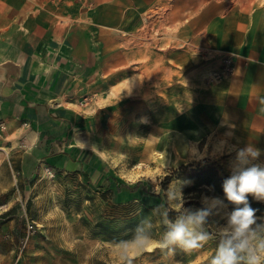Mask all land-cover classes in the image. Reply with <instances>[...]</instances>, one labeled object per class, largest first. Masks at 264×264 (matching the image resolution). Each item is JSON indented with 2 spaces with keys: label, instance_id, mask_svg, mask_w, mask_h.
Wrapping results in <instances>:
<instances>
[{
  "label": "crops",
  "instance_id": "obj_1",
  "mask_svg": "<svg viewBox=\"0 0 264 264\" xmlns=\"http://www.w3.org/2000/svg\"><path fill=\"white\" fill-rule=\"evenodd\" d=\"M154 28L157 79L162 46L168 44L169 60L199 84L186 96L201 102L200 109L187 106V128L196 114L203 145H216L226 162L235 156L233 146L248 144L261 149L264 162V1L259 0H0V160L2 147L19 146L25 163L77 171L102 188L132 185L116 182L103 156L113 109L109 95L96 93L101 66L112 63L99 56L119 40L130 49L137 37L140 57V41ZM225 57H231L232 71L205 78L221 69ZM116 192L133 193L126 187Z\"/></svg>",
  "mask_w": 264,
  "mask_h": 264
},
{
  "label": "rangeland",
  "instance_id": "obj_2",
  "mask_svg": "<svg viewBox=\"0 0 264 264\" xmlns=\"http://www.w3.org/2000/svg\"><path fill=\"white\" fill-rule=\"evenodd\" d=\"M158 36L156 28L145 34L140 41L145 51L140 57L137 37L130 49L119 40L113 49L102 51L99 57L112 65L101 66L102 84L96 93L112 100L103 156L118 175L115 177L131 184L141 180L146 192L138 189L122 197L116 188L99 189L77 171L25 163L19 146L2 147L0 264H119L110 242L129 237L147 217L153 220V233L158 237L163 226L153 209L160 206L159 201L168 210L180 207L168 201L170 189L181 186L185 201L201 203L202 195L223 199L222 182L230 175V161L224 160L216 145H203L196 114L188 125L192 128H187V106L200 109L201 102L186 96L191 89L200 88L180 65L169 60L168 44L162 46V79H157ZM218 72L205 78L213 79ZM248 199L257 209L258 223L264 221V202ZM215 247V242H209L193 251L155 248L137 254L133 264H210Z\"/></svg>",
  "mask_w": 264,
  "mask_h": 264
},
{
  "label": "clouds",
  "instance_id": "obj_3",
  "mask_svg": "<svg viewBox=\"0 0 264 264\" xmlns=\"http://www.w3.org/2000/svg\"><path fill=\"white\" fill-rule=\"evenodd\" d=\"M230 151H235V156L229 162L230 175L222 182L223 199L202 195L199 208L185 207L181 186L170 189L168 201L180 207L174 218L167 208L153 209L163 226L158 237L153 233V220L147 217L140 220L129 237L110 242L119 264H133L137 254L155 248L193 251L209 242L216 245L210 264H264V221L258 223L257 209L248 199L251 196L264 202V162H259L262 152L252 144L233 146ZM229 205L233 206L231 211L227 210ZM213 217L219 219L212 220Z\"/></svg>",
  "mask_w": 264,
  "mask_h": 264
},
{
  "label": "trees",
  "instance_id": "obj_4",
  "mask_svg": "<svg viewBox=\"0 0 264 264\" xmlns=\"http://www.w3.org/2000/svg\"><path fill=\"white\" fill-rule=\"evenodd\" d=\"M185 165H181V167H184ZM174 171V170H173ZM169 179H170V177L169 176H167V177H165V180L167 181H169ZM114 180L116 181V182H118V178L117 177H114ZM86 181L87 182H90V180L89 179H86ZM121 187H126V188H128V190L130 191V192H135V191H137L138 189H141V191H145L146 192V186L143 184V182L141 181V180H137L135 183H133L132 185H129V184H119V185H117V187H116V190L117 191H120V189H121ZM98 188L99 189H102V186H98ZM161 201H159V205L161 206V203H160ZM201 206V203L199 202V201H196V200H194V199H189V200H187L186 201V203H185V207H191V208H199ZM176 212L177 211H174V210H172V209H170L169 210V215H170V217H172V218H174V216H175V214H176Z\"/></svg>",
  "mask_w": 264,
  "mask_h": 264
},
{
  "label": "built area",
  "instance_id": "obj_5",
  "mask_svg": "<svg viewBox=\"0 0 264 264\" xmlns=\"http://www.w3.org/2000/svg\"><path fill=\"white\" fill-rule=\"evenodd\" d=\"M233 69V64H232V60H231V57H225L223 59V64H222V67L221 69L219 70V72L216 74V76L219 74H225V73H228V72H231ZM0 128H4V125L2 123H0Z\"/></svg>",
  "mask_w": 264,
  "mask_h": 264
}]
</instances>
